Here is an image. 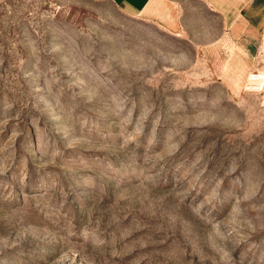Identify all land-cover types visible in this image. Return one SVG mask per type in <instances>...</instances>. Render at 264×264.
<instances>
[{
	"label": "rangeland",
	"instance_id": "rangeland-1",
	"mask_svg": "<svg viewBox=\"0 0 264 264\" xmlns=\"http://www.w3.org/2000/svg\"><path fill=\"white\" fill-rule=\"evenodd\" d=\"M256 1L0 0V264H264Z\"/></svg>",
	"mask_w": 264,
	"mask_h": 264
},
{
	"label": "crops",
	"instance_id": "crops-1",
	"mask_svg": "<svg viewBox=\"0 0 264 264\" xmlns=\"http://www.w3.org/2000/svg\"><path fill=\"white\" fill-rule=\"evenodd\" d=\"M125 14L132 17H149L157 15L167 18V5L172 0H110ZM213 10L225 20L230 33L241 38L251 26L252 13L249 12L257 5L256 0H204ZM251 15V17H250Z\"/></svg>",
	"mask_w": 264,
	"mask_h": 264
},
{
	"label": "bare ground",
	"instance_id": "bare-ground-1",
	"mask_svg": "<svg viewBox=\"0 0 264 264\" xmlns=\"http://www.w3.org/2000/svg\"><path fill=\"white\" fill-rule=\"evenodd\" d=\"M255 78H256V79H259V76H258V75H255Z\"/></svg>",
	"mask_w": 264,
	"mask_h": 264
}]
</instances>
